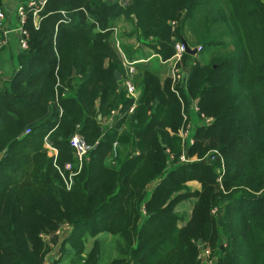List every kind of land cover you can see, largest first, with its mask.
<instances>
[{"label": "trees", "instance_id": "obj_1", "mask_svg": "<svg viewBox=\"0 0 264 264\" xmlns=\"http://www.w3.org/2000/svg\"><path fill=\"white\" fill-rule=\"evenodd\" d=\"M120 13L132 23L135 14L130 35L164 59L181 36L210 53L205 62L182 56L185 111L191 99L199 116L211 117L191 145L180 142L186 121L170 77L161 81L148 63L135 65L133 111L100 126L99 114L132 103L114 76H124L109 28ZM39 15L35 25L28 11L27 47L0 86V264H42L43 235L66 224L73 231L59 252L70 243L82 256L86 233H109L119 239L111 264H203L199 241L210 264H264V0H46ZM196 25L193 42L187 27ZM77 127L90 150L66 189L43 138L58 149L59 168L76 164L69 139ZM115 140L123 147L112 163ZM190 198L179 226L175 207ZM84 257L72 264H100L97 243Z\"/></svg>", "mask_w": 264, "mask_h": 264}, {"label": "built area", "instance_id": "obj_2", "mask_svg": "<svg viewBox=\"0 0 264 264\" xmlns=\"http://www.w3.org/2000/svg\"><path fill=\"white\" fill-rule=\"evenodd\" d=\"M45 1L46 0H20V2L18 3V5H17V15H18L17 30L20 33V37L18 39V44H19L20 49L27 47V35H28V33H27L26 28L24 27V22L26 21L28 11L31 12L33 23L35 25H37L39 22V19H40L39 12L42 9ZM62 13H64V10H62ZM86 15L88 16L89 19L94 21V19L91 18L88 14H86ZM3 16H4V13L0 9V22L3 18ZM171 23L173 24L174 21H172ZM95 27L98 31L104 30L101 27H99L98 25H96ZM114 30H115V28H114ZM116 42H117L118 49L121 52V49L119 47L117 39H116ZM3 44H4V41L0 40V49L2 48ZM184 52H185L184 45L181 42V40L179 39V40H176L174 42V52L168 58H166V59L162 58L161 55L157 52H154L153 55L156 56L162 62H165V61L170 62V66H171L170 72H169V77L171 79L170 88L175 93V95L177 96V98L179 99V101L181 103V113H182L184 121H186V124L180 129L179 135L181 137L182 144L184 146H189L193 143V135L191 132V125H190L191 122H190V118H189L188 113L185 111V100H184L183 96L181 95V90H180L181 87H185V84H186L185 82L187 80L186 70L183 69L180 65ZM143 60H145V59L144 58L130 59L121 52V63H122V66L124 68V76H123L122 82H121V89L125 90L126 95L128 97L132 98V103L129 105L126 112L125 111L120 112L119 111L120 109H118V108L112 109L110 111L111 116H114L117 114L122 116L125 113H131L133 111V109L136 105V99H137L138 92H139L134 81H133V77L137 71L135 65H136V63L143 61ZM57 85H59V79L58 78H57L56 83H55V86H57ZM57 95H58V93L56 91V97H57ZM192 102L193 103L191 105V108L193 107L194 110H197L198 107H197L196 102H194V101H192ZM60 112H61V109H60ZM199 117H200V121H201L200 123L201 124L202 123L203 124H209V122L211 121V117H205V116H202V114ZM69 144H70L71 148L73 149V152H74V155L76 158V166L77 167L73 171H70L68 173L65 170H70L72 167L71 164L67 163L62 168H59V166L56 163V159L58 156V149L48 139V135H45L43 138V145H44V148L46 149L47 155L52 158L53 165L58 170L59 174L62 176L66 189L71 188L73 177L79 172V170L82 166L83 160L86 158V156L90 150V146L86 143L84 137L79 132V127H77L74 134L70 137ZM115 146H116V142L113 143V148H115ZM184 150H186V149H183V151L180 155V161H183V162L189 160L186 158ZM213 153H216V151H214ZM211 158L213 159L214 157L212 156ZM193 159H195V158H193ZM193 159H191V160H193ZM213 212H215V210H213ZM198 259L203 264H210L211 263L210 250L207 248H203L200 251V253L198 254ZM42 264H52V259H49V261H47L45 259V261Z\"/></svg>", "mask_w": 264, "mask_h": 264}, {"label": "crops", "instance_id": "obj_3", "mask_svg": "<svg viewBox=\"0 0 264 264\" xmlns=\"http://www.w3.org/2000/svg\"><path fill=\"white\" fill-rule=\"evenodd\" d=\"M107 3H114V2H119L121 0H104ZM20 2V0H2L0 4V9L3 11L4 16L0 22V40L4 41V44L2 48L0 49V86L2 85L3 81L5 79H8L15 69L18 67V60H17V54L20 50L19 44H18V39L20 37V33L17 30L18 27V15H17V5ZM127 2V1H126ZM119 3V5L124 6L126 4ZM135 14H131L133 23L135 24L136 22V16ZM112 25L109 27L111 32V41L112 45L115 48L116 52L119 55V58L121 60V52L129 57V54L132 55V58L130 59H135V58H144L145 60L140 61L138 63H148L159 75L160 80L163 81L164 78L169 77V61L162 62L160 61L156 56H152V54L155 52L152 46L147 44L146 42H140L136 39V42L134 39L136 38L134 34L130 35L129 31L130 29H133L132 22L126 18V16L123 13L118 14L115 16L112 21ZM125 26L127 28L128 34H124L125 36L121 37L120 33V27ZM115 28V30H114ZM95 31H98L96 27L93 28ZM117 36V38H116ZM116 39L119 42V47L121 49H118ZM123 45H128L127 48H124ZM192 46V45H191ZM194 46V45H193ZM199 49V48H198ZM197 53V52H196ZM155 59L156 63L152 62V60ZM136 63V64H138ZM137 73V71H136ZM121 75V73H120ZM121 79L118 80L119 84V89H121V82H122V75L120 76ZM139 91V90H138ZM139 94V93H138ZM120 109V105L117 107ZM114 109V108H113ZM112 110V109H111ZM110 110V111H111ZM199 117L197 111H194L191 108V99H189L188 102V114L190 117H194L195 113ZM129 114V113H128ZM119 115V114H117ZM99 121H100V126L102 128H107L111 127L114 123L113 121V116H111V112L109 114H105L101 116L100 114L97 116ZM194 122V121H193ZM198 124V123H196ZM129 126L127 123L123 124L121 128L119 129L120 133L122 131H128ZM181 140V137H180ZM182 144V141H180ZM116 144H118V141H116ZM183 145V144H182ZM187 185L192 189V190H199L200 189V184L197 181H188ZM154 186V183L150 185V188ZM195 198H190L187 200H184L175 207L176 211H180V213H184V211H187V202H189L190 207L189 211L185 212L186 215H191V210L193 207V203L195 202ZM184 213V214H185ZM189 215V216H190ZM189 219V217H188ZM187 219V220H188ZM187 220H184L183 225L187 222ZM183 221V219H182ZM221 223V221H220ZM182 225V226H183Z\"/></svg>", "mask_w": 264, "mask_h": 264}, {"label": "rangeland", "instance_id": "obj_4", "mask_svg": "<svg viewBox=\"0 0 264 264\" xmlns=\"http://www.w3.org/2000/svg\"><path fill=\"white\" fill-rule=\"evenodd\" d=\"M126 1L127 0H121L118 3L124 4ZM84 11L86 14H88L86 10H84ZM197 24H199V23H197ZM187 30H188V36L193 40V42H195L197 40V36L199 35V31H198L199 28L197 29V25L193 29H191L190 26H188ZM129 31H131V29ZM129 31H127V28L125 26L120 27L121 37L125 36L124 34H126V33L128 34ZM218 39L222 40V41L223 40L227 41L228 36H225L224 34H220L218 36ZM176 40H179V39H176ZM134 41L136 42V38L134 39ZM118 44H119V42H118ZM127 46L128 45H123L124 48H127ZM190 46H191V44H190ZM194 46L197 47V51H196L197 53H195L196 58L199 59L201 62L207 61L209 59L210 53L207 51H200L199 52L198 48H200V44H196ZM152 56H153V54H152ZM152 62H154V64H155L156 60L153 59ZM180 65L183 69L186 70V73H187V69L184 65V62H182V60H181ZM169 66H170V62H169ZM170 67H169V72H170ZM192 103L193 102L191 101V105H192ZM115 108H117V107H115ZM192 109L194 110L193 107H192ZM189 118H190V122H191L190 123L191 132L193 135L196 128H197V125L201 121H200V117H198L196 113L194 114L193 118L190 116H189ZM196 123H198V124H196ZM116 141H118V140H115L113 143H115ZM122 147H123V145L120 144L119 141H118V144H116L115 148H113V144H112L111 155L108 158L109 162H112V163L115 162V160L118 156V150L122 149ZM182 147H184V146L182 145ZM67 163L71 164V166H72L70 170H65L68 173L70 171H73L77 167L76 164H74L75 162H73V163L72 162H65L64 166ZM73 183H74V181H72L71 187H72ZM189 207H190V204H189V202H187V208H186L187 211H184V213L189 211ZM176 212H177V214H179L182 217L181 219H183V221L181 220L179 222V226H182L184 223V220H187L188 217H190L189 216L190 214L186 215V213L185 214L180 213V211H176ZM72 231H73V226L66 224V225H63L59 230H57L53 233L43 235V240L48 244V250H49V253L46 256L47 261H49V259H53V260L57 259L56 261H58V264H72V261H74V260L83 262V259L85 258L84 256L92 249V247L94 246V242L97 243V246L100 249V261H99L100 264H111V261L114 258L118 257L119 253H118V249H117V242L119 241V239L116 236H113L109 233H99L95 237H91L88 235V233H86L83 236V253H82V256L76 255L73 253V250L70 248L71 247L70 243H66L65 247L67 249L64 250L65 253L59 252L61 244L63 243L64 239L69 237V235L72 233ZM199 247H200V251L203 248H207L210 250L209 246L203 247L202 244L199 245ZM80 257H82L83 259H81Z\"/></svg>", "mask_w": 264, "mask_h": 264}, {"label": "water", "instance_id": "obj_5", "mask_svg": "<svg viewBox=\"0 0 264 264\" xmlns=\"http://www.w3.org/2000/svg\"><path fill=\"white\" fill-rule=\"evenodd\" d=\"M133 17H135V16L133 15ZM180 40H181V42L184 45L185 52L190 53V54H195L196 53L197 47H195V46L191 47L190 44L188 43V41L183 36H181ZM72 72H73V74H75V68L72 69ZM114 76H115V78L117 80L120 79L121 75H120V71L118 69L114 70ZM198 244L201 245V241H199Z\"/></svg>", "mask_w": 264, "mask_h": 264}]
</instances>
